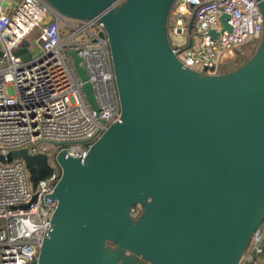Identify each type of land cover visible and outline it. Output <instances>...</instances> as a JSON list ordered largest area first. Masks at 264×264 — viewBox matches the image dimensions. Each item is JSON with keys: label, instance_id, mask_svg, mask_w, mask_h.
Listing matches in <instances>:
<instances>
[{"label": "water", "instance_id": "95a60500", "mask_svg": "<svg viewBox=\"0 0 264 264\" xmlns=\"http://www.w3.org/2000/svg\"><path fill=\"white\" fill-rule=\"evenodd\" d=\"M43 1L64 18L103 25L121 120L85 159L57 155L62 175L48 197L57 207L39 264H239L264 220V32L241 68L203 75L172 50L175 0ZM29 45L14 52L24 62L33 59ZM71 55L98 111L82 58ZM19 154L31 173L48 176L45 156Z\"/></svg>", "mask_w": 264, "mask_h": 264}, {"label": "built area", "instance_id": "2783aa9c", "mask_svg": "<svg viewBox=\"0 0 264 264\" xmlns=\"http://www.w3.org/2000/svg\"><path fill=\"white\" fill-rule=\"evenodd\" d=\"M223 15H228L231 31ZM170 18L175 25L169 32L168 22L173 52L186 68L203 75L219 74L222 63L238 58L264 32L257 0H175ZM61 25L71 33L64 35ZM36 28L39 47L29 45L33 59L24 62L14 52ZM101 32V23L64 18L43 0H21L14 8H3L0 2V155L27 150L30 156H44L50 147L55 149L54 172L40 181L36 192L30 191L23 161L0 162V220L5 222L0 228V264H39L57 207V201L48 199L62 175L57 155L65 151L67 157L85 159L91 145L121 120L110 47ZM74 51L93 85L98 111L83 91ZM131 214L138 218L140 206ZM262 253L264 220L239 264H259Z\"/></svg>", "mask_w": 264, "mask_h": 264}, {"label": "rangeland", "instance_id": "374dc122", "mask_svg": "<svg viewBox=\"0 0 264 264\" xmlns=\"http://www.w3.org/2000/svg\"><path fill=\"white\" fill-rule=\"evenodd\" d=\"M174 21L172 18L169 19V32H171L172 28H174ZM62 31L64 35H68L71 33L69 27L61 25ZM40 36L39 28H36L25 41L29 42L30 45L37 49L39 46L37 44V39ZM261 41H253L247 45H245L242 49L243 54L240 55L238 58L234 59L231 62L222 63L221 67L219 68V74L229 73L241 68L245 65L255 54L257 51ZM55 149L50 147V150L44 154L45 165L48 169V174H52L54 172V167L51 162L52 154L54 153ZM14 161L20 160L23 161L25 164V170L27 173L28 185L31 192H36L39 189L41 179L38 178L37 173H31L29 168L28 160L19 154V151H14ZM5 225V222L0 220V228Z\"/></svg>", "mask_w": 264, "mask_h": 264}, {"label": "crops", "instance_id": "0c3cea01", "mask_svg": "<svg viewBox=\"0 0 264 264\" xmlns=\"http://www.w3.org/2000/svg\"><path fill=\"white\" fill-rule=\"evenodd\" d=\"M2 54V44L0 43V55ZM259 264H264V253L258 256Z\"/></svg>", "mask_w": 264, "mask_h": 264}]
</instances>
